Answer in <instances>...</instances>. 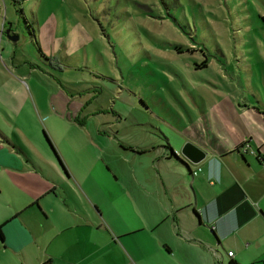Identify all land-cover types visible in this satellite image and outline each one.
Returning <instances> with one entry per match:
<instances>
[{
  "label": "crops",
  "instance_id": "crops-1",
  "mask_svg": "<svg viewBox=\"0 0 264 264\" xmlns=\"http://www.w3.org/2000/svg\"><path fill=\"white\" fill-rule=\"evenodd\" d=\"M244 84L242 94L213 100V116L200 114L204 126L140 141L138 158L124 169L112 162L104 185L97 175L108 166L100 158L110 144L100 145L99 128L88 131L92 157L78 153L64 168L51 151L67 176H48L42 157L30 159L26 148L40 153L33 134L42 121L41 133L61 154L53 134L69 130L64 95L23 112L29 97L17 80L0 82L8 120L0 129V264H264V92ZM148 132L155 136L139 133ZM60 142L69 143L66 134ZM186 142L204 153L196 165L179 155Z\"/></svg>",
  "mask_w": 264,
  "mask_h": 264
},
{
  "label": "rangeland",
  "instance_id": "rangeland-1",
  "mask_svg": "<svg viewBox=\"0 0 264 264\" xmlns=\"http://www.w3.org/2000/svg\"><path fill=\"white\" fill-rule=\"evenodd\" d=\"M261 16L264 0H0V82L17 80L29 97L23 112L64 95L69 130L53 134L61 154L44 132L64 168V159L90 155L88 131L99 128L100 145L110 144L97 175L107 185L112 162L130 165L147 136L155 142L171 127L204 126L200 114L213 116L218 95L242 94L247 79L264 92ZM2 110L0 129L8 124ZM34 125L42 145L27 156H41L48 176H67L43 142V122Z\"/></svg>",
  "mask_w": 264,
  "mask_h": 264
},
{
  "label": "water",
  "instance_id": "water-1",
  "mask_svg": "<svg viewBox=\"0 0 264 264\" xmlns=\"http://www.w3.org/2000/svg\"><path fill=\"white\" fill-rule=\"evenodd\" d=\"M5 35L7 36L8 40L14 39V37L9 36L7 32H5ZM179 155L182 158V160L185 161L186 165L187 164L196 165L204 158L203 151L189 142L183 144V146L179 151ZM263 166H264V159H263Z\"/></svg>",
  "mask_w": 264,
  "mask_h": 264
},
{
  "label": "trees",
  "instance_id": "trees-1",
  "mask_svg": "<svg viewBox=\"0 0 264 264\" xmlns=\"http://www.w3.org/2000/svg\"><path fill=\"white\" fill-rule=\"evenodd\" d=\"M260 20H261V21L263 22V24H264V16H261V17H260ZM34 43H35V42H34ZM178 53H181V51L178 50ZM201 66L204 67L205 64H204V63H201ZM43 134H44V133H43ZM44 137H45V139H46V141H47V143H48V145H49L51 151L54 153L55 157L57 158L58 163L61 165V162H60L59 158L56 156V153H55V151H54L52 145L50 144L49 140H48L47 137L45 136V134H44ZM172 156H173V154H172ZM61 167H62V165H61ZM45 264H47V263H45Z\"/></svg>",
  "mask_w": 264,
  "mask_h": 264
},
{
  "label": "built area",
  "instance_id": "built-area-1",
  "mask_svg": "<svg viewBox=\"0 0 264 264\" xmlns=\"http://www.w3.org/2000/svg\"><path fill=\"white\" fill-rule=\"evenodd\" d=\"M247 149H248V147H247L246 145L243 146V148H242L243 151H246ZM196 170L198 171V169H196ZM191 174H194V172H192ZM225 256H226L228 259H230V258L233 256V254H232V252H226Z\"/></svg>",
  "mask_w": 264,
  "mask_h": 264
}]
</instances>
